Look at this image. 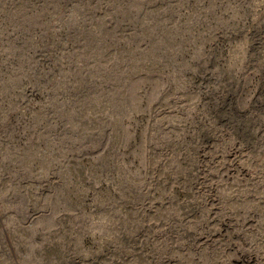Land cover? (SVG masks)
<instances>
[{"label":"rangeland","instance_id":"1","mask_svg":"<svg viewBox=\"0 0 264 264\" xmlns=\"http://www.w3.org/2000/svg\"><path fill=\"white\" fill-rule=\"evenodd\" d=\"M0 264H264V0H0Z\"/></svg>","mask_w":264,"mask_h":264}]
</instances>
